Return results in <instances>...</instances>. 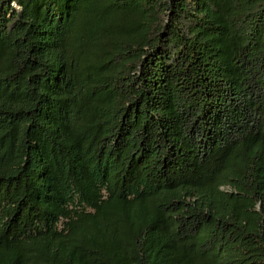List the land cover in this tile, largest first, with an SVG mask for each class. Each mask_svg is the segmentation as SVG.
I'll use <instances>...</instances> for the list:
<instances>
[{
	"label": "trees",
	"instance_id": "trees-1",
	"mask_svg": "<svg viewBox=\"0 0 264 264\" xmlns=\"http://www.w3.org/2000/svg\"><path fill=\"white\" fill-rule=\"evenodd\" d=\"M0 264H264V0H0Z\"/></svg>",
	"mask_w": 264,
	"mask_h": 264
}]
</instances>
